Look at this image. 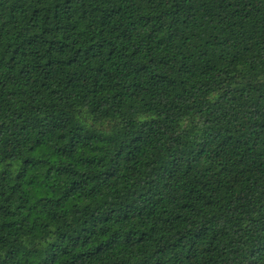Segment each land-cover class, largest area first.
I'll return each mask as SVG.
<instances>
[{
    "label": "trees",
    "instance_id": "trees-1",
    "mask_svg": "<svg viewBox=\"0 0 264 264\" xmlns=\"http://www.w3.org/2000/svg\"><path fill=\"white\" fill-rule=\"evenodd\" d=\"M0 264H264V0H0Z\"/></svg>",
    "mask_w": 264,
    "mask_h": 264
}]
</instances>
